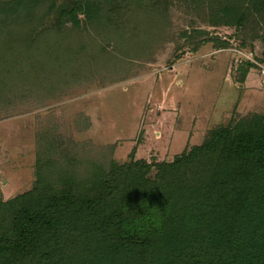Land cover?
I'll return each instance as SVG.
<instances>
[{"label": "rangeland", "instance_id": "rangeland-1", "mask_svg": "<svg viewBox=\"0 0 264 264\" xmlns=\"http://www.w3.org/2000/svg\"><path fill=\"white\" fill-rule=\"evenodd\" d=\"M40 9L0 14L3 200L33 186L50 138L78 168L130 161L134 149L135 159L159 162L201 144L218 125L264 114V62L245 77L239 67L264 58L259 14L237 29L210 22L209 0L146 3L131 16L124 41L87 28L40 38ZM224 40L227 46L219 44ZM26 66L33 75L19 77L31 81L11 85L13 72Z\"/></svg>", "mask_w": 264, "mask_h": 264}, {"label": "trees", "instance_id": "trees-1", "mask_svg": "<svg viewBox=\"0 0 264 264\" xmlns=\"http://www.w3.org/2000/svg\"><path fill=\"white\" fill-rule=\"evenodd\" d=\"M161 2L0 0V14L43 6L40 38L87 28L125 41L131 16ZM209 3L214 25L245 28L257 14L264 20V0ZM260 62L242 60L244 77ZM31 69L13 72L11 85L30 82ZM60 142H45L30 189L0 198V264H264V114L218 125L201 144L159 162L135 159L134 149L130 161L78 168Z\"/></svg>", "mask_w": 264, "mask_h": 264}, {"label": "built area", "instance_id": "built-area-1", "mask_svg": "<svg viewBox=\"0 0 264 264\" xmlns=\"http://www.w3.org/2000/svg\"><path fill=\"white\" fill-rule=\"evenodd\" d=\"M262 71H264V67H262Z\"/></svg>", "mask_w": 264, "mask_h": 264}]
</instances>
